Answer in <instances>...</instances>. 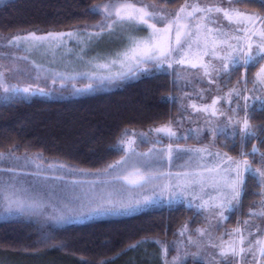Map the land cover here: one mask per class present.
Returning a JSON list of instances; mask_svg holds the SVG:
<instances>
[{"label": "rangeland", "instance_id": "1", "mask_svg": "<svg viewBox=\"0 0 264 264\" xmlns=\"http://www.w3.org/2000/svg\"><path fill=\"white\" fill-rule=\"evenodd\" d=\"M138 4L153 5L155 8L163 10L164 12L174 14L186 2L189 4L199 3L200 5L209 6L219 2V0H187L184 3L166 6L157 2L149 1H134ZM118 3V2H113ZM225 6L228 0H224ZM242 12L257 13L254 10H248L236 5ZM200 13H197L199 16ZM213 15H219L213 13ZM115 17H113L114 19ZM220 22L223 25H228V21L224 20L220 15ZM101 20L99 17L90 21L87 24L65 32L52 33H76L73 37L63 36L62 43L53 42L46 43L39 47H33L32 41L21 40L19 46L10 45L9 40L15 37H26L30 34H9L0 32V71L4 72L5 84L8 87H17L23 89L31 87L34 94L18 93H4L0 88V102L11 100L14 98H31L35 96H44L54 99H64L74 95H81L84 92L77 93L73 87L83 89L84 83L89 82L88 77L93 72H106V69H99L95 65L100 63H108L117 57L118 53H122L130 44L129 36L135 35L138 39L146 38L150 30L145 25H140L141 30L135 31L130 26L116 25L114 30L109 32L105 31L99 37L90 34L98 32L94 28ZM193 24L201 23V21L193 20ZM163 25H158L162 27ZM259 27V24L257 25ZM234 27V26H231ZM195 31V28H193ZM36 36H47L48 34ZM172 46L175 45V30L170 37ZM234 42V41H233ZM202 49V45H201ZM201 49L197 48L196 44H192L189 49L187 44L183 49L177 47V51L173 53L176 59L183 57L186 60L184 64L173 63L169 68L167 63L157 67L154 63H150L146 70L170 72L173 80L178 82L176 98L179 102V112L177 116L172 119L171 127L176 132L175 137H169L165 133H158L155 129L162 126H155L147 133L139 134L137 131H130L127 139H131V145L124 144L125 154L115 163V167L110 170L103 171L104 174L89 175L84 172L67 171V170H53L46 159H42L39 154H21L16 151L0 152L5 154V159L0 161V221L3 220H19L31 221L36 223L39 227L55 228L65 227L70 224L84 222L95 217H104L109 214H131L136 212L144 205L152 204L154 202L165 203L171 199L181 202H191L194 207V212L199 214L202 221L201 224H194V221H186L179 228L177 239L172 244L174 247L172 257L169 258L167 264H171L173 259L179 255L184 264L187 261L200 262L201 264H219L222 259L218 256L219 249L212 247L213 244L220 245L221 238L224 241H229L231 237L226 233H233L237 227L243 226L245 221L252 225V232L255 237H264V217L257 216L250 218V213L260 212L259 207L262 203L261 196L256 199V206L250 209L246 217H239L236 223L231 220L232 212L224 211V216H229L230 219L225 220L220 214L222 209L219 207H198L207 200L209 205L213 202H219L222 198L223 189L221 185H217L216 181L220 177L226 175L223 172L224 168L228 167V163L222 158L225 156L224 151L220 150L218 145L219 141L223 143L225 136H240V126L230 125L225 116L213 117L211 113L205 114L194 110L191 105L196 104L203 106L211 104L213 99L222 97L218 103V107L222 110H227L230 107H236L235 103L231 105L228 103L226 94L229 89L237 86L244 88V77L241 80L233 82V75L238 77L239 72L234 71L230 80L224 77L221 70V75H217L214 71L212 73L213 83H209V79L203 76V70L199 66L196 68L191 67V64L197 62V58L202 56L203 61H211L214 65H221V61L212 55L204 56ZM26 57V59H24ZM260 65L256 67L258 71L264 67V60H260ZM257 62V63H259ZM242 64V63H241ZM118 65L113 66L112 71L118 69ZM155 67L156 70L151 68ZM12 69L11 72L8 70ZM256 69L254 73L248 75L254 80L256 76ZM238 74V75H237ZM234 76V77H235ZM53 78L56 83L53 84ZM251 80V81H252ZM122 79L114 80L112 82L116 86ZM216 81H219L217 83ZM69 87L70 89H66ZM247 87L252 88V84L248 83ZM44 89V94H40L39 89ZM245 95L252 96L250 92H245ZM264 97V94H261ZM241 109L239 117L242 119L244 116L243 105L245 101H240ZM259 101L253 102V108L260 105ZM223 128V133H217L214 137L213 129ZM235 131L236 135H232ZM222 137L224 139H222ZM194 139V141L192 140ZM124 140V141H125ZM192 142V143H191ZM169 144L173 149L171 160L168 157ZM207 148L208 152H199L197 149ZM191 149V151H187ZM253 149V148H252ZM151 153L149 156L142 155L143 153ZM184 150V151H177ZM252 151V150H251ZM211 153V155H209ZM219 153V157L216 155ZM247 153V152H243ZM257 155V152L256 154ZM227 156H229L227 154ZM19 157V159H16ZM244 159H249L250 156H242ZM251 161L253 156L250 157ZM220 165L217 171H209ZM260 166V165H259ZM257 165V167H259ZM252 170L255 171L257 167L253 162L251 163ZM264 167V166H260ZM12 169L13 171H8ZM145 176L148 182L143 185H135L126 183L124 177L135 179L136 174ZM184 183L185 181H194L191 184V189L181 195L173 185L177 182ZM165 185L168 186L165 190ZM177 195L174 198L173 192ZM264 192V188L260 187L258 193ZM112 194V199L117 204L131 203L135 205L139 200L140 206H134L130 211H119L115 213H101L88 215L90 207H94L102 202V198L107 199L108 194ZM5 196H12L25 200L26 203L33 204V208L26 209L24 212H8L5 210L4 198ZM195 196V198H194ZM151 198L150 203H144L145 198ZM214 198V199H213ZM108 206V205H105ZM235 209V208H234ZM233 209V210H234ZM63 217V218H62ZM188 226V232L184 237L180 236V230ZM259 227V231H257ZM207 228L208 232L200 237L197 230ZM188 234L193 239L201 241L200 245L188 243ZM252 239V237H250ZM183 241V244L180 241ZM216 254V255H214ZM232 264H237L239 257L233 260L228 257ZM246 264H264V259L260 258L259 252H256L255 260L249 254L246 258Z\"/></svg>", "mask_w": 264, "mask_h": 264}, {"label": "trees", "instance_id": "2", "mask_svg": "<svg viewBox=\"0 0 264 264\" xmlns=\"http://www.w3.org/2000/svg\"><path fill=\"white\" fill-rule=\"evenodd\" d=\"M134 1L172 6L187 0ZM108 2L110 0H0V32L45 35L74 30L96 20L100 14H90L89 10ZM238 6L264 16V7L258 3ZM259 64L251 67L250 72ZM244 69L238 67L239 75H233V82L243 79ZM177 87L178 82L170 72L145 69L135 77L122 79L116 86L104 83L92 91L64 99L35 96L2 101L0 152L38 153L53 170L104 174L103 171L110 170L109 166L124 156L122 141L130 131L144 134L177 116L180 108ZM250 124L253 129H264V111L257 112ZM225 137L218 147L233 160L244 159L241 153H251L255 147L257 155L252 162L255 167L264 166L260 163L264 135L259 131L243 143L240 136ZM259 190L257 180L247 181L242 202L231 215L233 223L239 217H246L256 206V199L261 196ZM191 204L173 199L165 203L159 201L131 214H109L45 229L31 221L3 220L0 221V264H166L175 251L171 246L182 224L188 220L202 223ZM184 264L201 263L187 261Z\"/></svg>", "mask_w": 264, "mask_h": 264}, {"label": "snow or ice", "instance_id": "3", "mask_svg": "<svg viewBox=\"0 0 264 264\" xmlns=\"http://www.w3.org/2000/svg\"><path fill=\"white\" fill-rule=\"evenodd\" d=\"M241 3H258L260 6L264 7V0H228L227 6L224 4V0H219L217 4L204 6L200 5L198 2L195 4L185 3L176 13L171 14L164 12L163 10L155 8L153 5L138 4L134 0H124V2L113 3L108 2L101 5H97L95 8L90 9V14H101L100 22L94 26L98 29V32L90 34L89 39L92 35L99 37L105 31H113L116 25L130 26L135 31L141 30L140 25H145L149 30V35L146 38L138 39L135 35L129 36L130 44L122 52L118 53L117 57L109 61L108 63H100L95 65L97 70L106 69V72H93L91 76L88 77V84L83 89L75 88L77 93L79 92H89L95 87L103 85L106 81L112 82L118 79H124L129 76L135 77L138 72L145 70L150 63H154L157 67L167 63L168 67L171 68L173 63L184 64L186 60L181 57L176 59L173 53L179 49H183L184 45L187 44L188 48L192 47V44H196L198 49H201L204 56L212 55L213 57L220 60L221 65L217 66L212 64L211 61H203V57L197 58V62L191 64V67L196 68L199 66L203 70V76L209 79V83H213L212 73L215 71L219 76L221 75V70L224 77L228 80L231 79L234 71L238 69L241 65L245 68V71L249 70L251 67L255 66L260 60H264V16H260L254 13L242 12L236 5ZM197 13H200L197 16ZM219 14V15H213ZM222 15L224 20L228 21V25H223L220 22L219 16ZM113 17H115L113 19ZM193 20L201 21V23L193 24ZM259 24V27L257 26ZM158 25H163L158 27ZM234 26V27H231ZM195 28V31H193ZM175 30V45L172 46L171 35ZM73 37L76 33H60L52 34L49 33L47 36H36L35 34H30L26 37H15L8 41L10 45L19 46L21 40L32 41L33 47H39L46 43H62L63 36ZM234 41V42H233ZM26 59V57L24 58ZM118 65V69L112 71L113 66ZM9 72L12 69L8 70ZM4 72L0 71V88L3 89L4 93H18L23 92L26 94H34L31 87H25L23 89L17 87H8L5 82ZM53 84L56 83V79L53 78ZM219 83V81H216ZM248 83L252 84V88L247 87ZM240 82H237V86L229 89L226 94L228 103L236 104V107H230L227 110H222L217 105L222 99V97H217L213 99L211 104H205L203 106H198L192 104L191 107L199 112L205 114L211 113V116H225L227 115V120L230 125L240 126V139L241 142H245L247 138L255 137L257 131L264 135V129H253L251 127L250 121L257 112L264 111V108L257 107L253 108V102L259 101L260 105H264V67L256 73L254 80L247 81L244 80V88L239 87ZM40 94H44V89H39ZM245 92H250L253 95H245ZM245 101L243 105L244 116L241 119L239 117L241 105L240 100ZM158 133H165L170 138L175 137L177 134L173 131L171 127V122L155 129ZM224 129H213L214 137L217 133H223ZM232 135H236L235 131ZM127 145H131L133 141L127 139L122 141ZM184 151V150H177ZM187 151H191L188 149ZM199 152H208L207 148L197 149ZM257 149L253 147L251 153H241V156H255ZM149 153H143L144 156H149ZM173 154V149L171 144H169L168 157L171 160ZM211 155V153H209ZM219 157V153L216 154ZM5 154L0 153V161L4 160ZM19 159V157H16ZM228 163V167L223 169V172L227 173L220 177V180L216 181L217 185H221L223 189L227 191H222V198L219 202H213L209 205L207 200L203 201L198 207L207 209L208 207H219L222 209L221 215L225 220L230 219L229 216H224V211L232 212L233 209L240 205L242 202V197L245 194L246 184L249 179L257 180L258 185L264 188V167H258L255 171L252 170L251 163L249 159L245 158L242 160H233L232 157L225 156L222 158ZM120 163V162H117ZM260 163L264 165V154L260 156ZM63 167V165H61ZM109 167H115V165H110ZM220 169V165H216L215 168L209 169V171H217ZM8 171H13L8 169ZM126 183L135 185H143V183L148 182L147 177L136 174L135 179H129L124 177ZM194 181H185L184 183L177 182L173 187L183 195L187 191H192L191 184ZM168 186L165 185V190ZM177 193L174 191L172 196L175 198ZM195 198V196H194ZM214 199V198H213ZM262 203L259 206L261 208L260 212L250 213V218H255L257 216L264 217V192L261 193ZM144 203H150L151 198H145ZM140 201L137 200L135 205L131 203H119L113 201L112 194L109 193L107 199L102 198V202L94 207H90L88 215L91 214H101V213H115L121 210L127 212L132 210L134 206H140ZM5 210L8 212H24L26 209L33 208V204L26 203L25 200L19 198H13L12 196H5L4 198ZM108 205V206H105ZM63 218V217H62ZM257 227V231H259ZM188 232V226L185 225L180 230V236L184 237ZM200 237H203L207 232V228H201L197 230ZM231 239L229 241H224L221 238V244H213L212 247L218 248V256L222 259L219 260V264H232V261L228 259L231 257L233 260L237 261V264H246V258L249 254L253 256L255 260L256 252H259L260 258L264 259V237H255L252 232V225L245 221L243 226L237 227L233 233H226ZM252 237V239H250ZM43 242V241H42ZM183 244V241H180ZM188 243L200 245L201 241L193 239V237L188 234ZM132 247H136L133 245ZM167 253V249H165ZM216 255V254H214ZM167 264V261H166ZM171 264H182L181 257L177 255Z\"/></svg>", "mask_w": 264, "mask_h": 264}, {"label": "crops", "instance_id": "4", "mask_svg": "<svg viewBox=\"0 0 264 264\" xmlns=\"http://www.w3.org/2000/svg\"><path fill=\"white\" fill-rule=\"evenodd\" d=\"M259 65H260V64H259ZM240 66H242V64H241ZM238 67H239V66H238ZM244 70H245V69H244ZM256 71L258 72V69H256ZM246 72H247V71H246ZM257 72H256V73H257ZM249 73H250L249 71H248L247 73H245V71H243V74H242L243 77H244L247 81H248V78H249V77H248ZM252 73H254V71H253ZM245 74H246V75H245ZM231 77H232V76H231Z\"/></svg>", "mask_w": 264, "mask_h": 264}]
</instances>
